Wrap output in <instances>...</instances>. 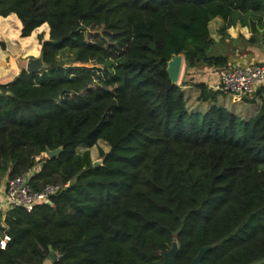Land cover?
Masks as SVG:
<instances>
[{
	"label": "trees",
	"instance_id": "16d2710c",
	"mask_svg": "<svg viewBox=\"0 0 264 264\" xmlns=\"http://www.w3.org/2000/svg\"><path fill=\"white\" fill-rule=\"evenodd\" d=\"M215 17L223 37L239 23L255 41L264 0H0V47L6 33L38 38L46 64L0 84V181L68 183L50 204L0 216V264H45L49 247L53 264H163L173 239L177 264L205 246L199 264H264V94L249 119L218 105L192 113L167 72L176 54L228 68ZM63 53L99 75L65 69ZM197 86L202 100L220 94ZM99 140L109 149L95 167L78 147Z\"/></svg>",
	"mask_w": 264,
	"mask_h": 264
},
{
	"label": "crops",
	"instance_id": "0c3cea01",
	"mask_svg": "<svg viewBox=\"0 0 264 264\" xmlns=\"http://www.w3.org/2000/svg\"><path fill=\"white\" fill-rule=\"evenodd\" d=\"M222 25L223 19L221 17H215L209 22V31L218 45L217 49L228 55V68H231L234 65L264 64V28L260 29L257 33V39L255 41H247L252 35V32L247 26L239 23L232 25L226 30L227 36L223 37L219 31ZM13 37L16 36H11L7 33L5 34L7 45H9L10 41L7 39ZM34 49L36 50V53L32 54V50ZM23 50L32 54L29 55V57L38 56L40 54L39 46L37 47L35 44L34 46L31 44L27 49L22 48L21 52ZM3 53L4 49L0 47V84L11 81L17 75L15 71L11 73L15 66H10V68H12L9 69L11 70L10 73L9 70L5 69L3 66L1 59ZM223 70L225 69H217L208 66L186 67L183 62L179 76V84H181L188 110L192 113H204L210 108V106L218 105L225 107L243 119L252 118L260 107L261 97L262 94H264V83L255 91H260V94L253 93L251 95L235 97L220 93L217 96L216 101H205L200 99V88L197 86V83H205L207 87L211 88V86L216 83L219 73ZM6 181V177L0 181V216L2 221L7 211L5 195ZM45 264H53V261L48 259L45 261Z\"/></svg>",
	"mask_w": 264,
	"mask_h": 264
},
{
	"label": "built area",
	"instance_id": "2783aa9c",
	"mask_svg": "<svg viewBox=\"0 0 264 264\" xmlns=\"http://www.w3.org/2000/svg\"><path fill=\"white\" fill-rule=\"evenodd\" d=\"M263 83L264 64L234 65L220 72L216 83L211 88L222 94L242 97L255 93ZM28 177V173H24L12 176L6 181L7 209L20 207L30 211L37 204H50L52 196L68 185V183H47L40 188H33L28 182ZM0 234V246L4 248L7 241L10 240V235L3 232L1 224ZM56 258H58V255H55Z\"/></svg>",
	"mask_w": 264,
	"mask_h": 264
},
{
	"label": "rangeland",
	"instance_id": "374dc122",
	"mask_svg": "<svg viewBox=\"0 0 264 264\" xmlns=\"http://www.w3.org/2000/svg\"><path fill=\"white\" fill-rule=\"evenodd\" d=\"M9 41V45H7L6 48H4V53L1 56L2 59V64L5 67V69H12L10 68V66H15L14 70L11 72L13 73L14 71L16 72V74L18 75L23 69H25V62L27 60V58L29 57V55H32L34 53H36L35 49L32 50V54L25 52V50H23L21 52L22 48L27 49V47H29L31 45V42L29 40H23L21 39L19 36L13 37V38H9L7 39ZM29 41V42H28ZM24 43V44H23ZM35 46H40V42L39 39L37 38ZM40 50V48H39ZM60 56V59L64 60V64L63 67L65 69H71V68H75V67H86L88 69H91V71L93 73H96L99 75V70H98V64H96V62H89V64H77L72 62L71 60L68 59L69 53H63ZM11 70H9L10 73ZM16 75V76H17ZM12 76V74H11ZM180 82V80L178 81V83ZM99 148H102L104 151H108L109 146L108 144L103 141V140H99L97 142L96 145H93L92 147H85V146H79L78 147V151L81 152L85 149H89L90 150V154H91V158L93 161H101V157L99 156L98 150Z\"/></svg>",
	"mask_w": 264,
	"mask_h": 264
},
{
	"label": "water",
	"instance_id": "95a60500",
	"mask_svg": "<svg viewBox=\"0 0 264 264\" xmlns=\"http://www.w3.org/2000/svg\"><path fill=\"white\" fill-rule=\"evenodd\" d=\"M183 66V55L182 54H176L173 55L167 62V72L169 75V78L172 83L178 84L179 76L181 73V69ZM46 67V64L43 60V54L40 52L38 56H31L28 57L26 60L25 70L29 73H37L44 69ZM62 151V147H58L55 149H49L47 148L45 151V156L52 158L60 154ZM102 164L101 161H93V165L95 167L100 166ZM210 246H205L201 249V251L197 254V256L189 263V264H199L202 256L206 252L207 249H209ZM49 257L52 261L55 260V252L52 250L51 247ZM179 251V245L175 239L171 242V247L168 250H164L160 252V255L163 258V264H177L176 263V256ZM19 264H25L21 261H18Z\"/></svg>",
	"mask_w": 264,
	"mask_h": 264
}]
</instances>
